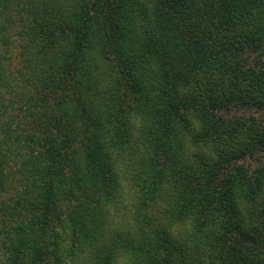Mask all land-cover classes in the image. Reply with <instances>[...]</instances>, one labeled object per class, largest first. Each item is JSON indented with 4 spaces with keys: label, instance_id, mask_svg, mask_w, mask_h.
I'll return each instance as SVG.
<instances>
[{
    "label": "trees",
    "instance_id": "1",
    "mask_svg": "<svg viewBox=\"0 0 264 264\" xmlns=\"http://www.w3.org/2000/svg\"><path fill=\"white\" fill-rule=\"evenodd\" d=\"M236 107L264 110V0H0V264H264Z\"/></svg>",
    "mask_w": 264,
    "mask_h": 264
},
{
    "label": "rangeland",
    "instance_id": "2",
    "mask_svg": "<svg viewBox=\"0 0 264 264\" xmlns=\"http://www.w3.org/2000/svg\"><path fill=\"white\" fill-rule=\"evenodd\" d=\"M224 114L226 116L231 117H246V118H254L256 119L262 126H264V110L259 111L256 109L252 108H241V107H236V108H230L227 109ZM246 165L250 166L251 168L255 167L254 162H247Z\"/></svg>",
    "mask_w": 264,
    "mask_h": 264
}]
</instances>
